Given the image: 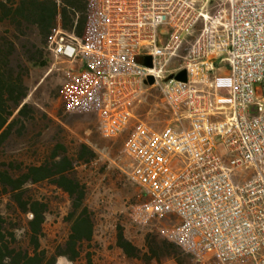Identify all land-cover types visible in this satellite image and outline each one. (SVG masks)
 Instances as JSON below:
<instances>
[{"label":"built area","instance_id":"2783aa9c","mask_svg":"<svg viewBox=\"0 0 264 264\" xmlns=\"http://www.w3.org/2000/svg\"><path fill=\"white\" fill-rule=\"evenodd\" d=\"M84 3L83 35L57 25L48 51L65 114L127 136L131 223L199 264H264V0ZM151 93L171 117L160 130L136 115Z\"/></svg>","mask_w":264,"mask_h":264},{"label":"rangeland","instance_id":"374dc122","mask_svg":"<svg viewBox=\"0 0 264 264\" xmlns=\"http://www.w3.org/2000/svg\"><path fill=\"white\" fill-rule=\"evenodd\" d=\"M36 44L44 53L42 65L30 68L27 79L29 96L25 101L35 109L25 129L16 127L11 139L0 150V173L14 179L29 167L45 164L56 152L60 157L84 161L75 165L73 177L85 188L84 208L93 222L92 243L81 249L82 258L90 255L94 264H199L157 233L135 227L129 218V207L143 199L140 189L130 179L131 160L124 154L126 135L114 141L102 138L97 120L92 116L67 115L60 99L61 69L48 46L37 34L22 38ZM137 118L154 129L165 127L171 117L162 98L151 93L136 111ZM21 130V131H20ZM26 200L46 202L44 238L41 245L53 252L64 245L70 235L66 218L73 212V202L51 182L26 187ZM0 215L9 232L21 246H27L26 231L31 215H21L13 204L12 194L0 189ZM125 242L136 243V235H144L142 250L136 256L142 262L126 258L118 247L119 235ZM137 250V249H136ZM57 264H72L60 258ZM214 264V262H206Z\"/></svg>","mask_w":264,"mask_h":264},{"label":"trees","instance_id":"16d2710c","mask_svg":"<svg viewBox=\"0 0 264 264\" xmlns=\"http://www.w3.org/2000/svg\"><path fill=\"white\" fill-rule=\"evenodd\" d=\"M61 19L65 31L81 37L86 25L84 0H0V150L11 139L16 127L25 129L35 109L26 104L29 96L27 79L30 68L42 65L44 53L36 44L22 38L37 34L41 44L48 46L51 31ZM21 131V130H20ZM58 152L40 166L29 167L25 174L14 179L9 173H0V189L12 194V201L21 215H31L26 237L27 246H21L16 235L9 232L0 215V264H57L60 258L72 264H94L90 255L82 258L85 243H92L93 222L84 208L85 188L73 177L75 165L84 161L60 157ZM51 182L69 195L73 212L66 218L70 235L64 245L53 252L43 249L46 202L24 200L26 187ZM118 247L130 258L137 257L132 244L119 235Z\"/></svg>","mask_w":264,"mask_h":264},{"label":"water","instance_id":"95a60500","mask_svg":"<svg viewBox=\"0 0 264 264\" xmlns=\"http://www.w3.org/2000/svg\"><path fill=\"white\" fill-rule=\"evenodd\" d=\"M143 65L145 67L151 68L152 67V60L149 57L143 58ZM176 80L177 82L181 83H187V73L185 71H182L177 76H170L168 79H166L164 82L167 83L170 80ZM148 86H152L154 84L153 80L151 78L148 79V81L145 83Z\"/></svg>","mask_w":264,"mask_h":264},{"label":"crops","instance_id":"0c3cea01","mask_svg":"<svg viewBox=\"0 0 264 264\" xmlns=\"http://www.w3.org/2000/svg\"><path fill=\"white\" fill-rule=\"evenodd\" d=\"M57 25H61V26H62V24H61V19H60V18H58ZM57 25H56V26H57ZM136 237H137V238H135V239H136V241H137V244H136V243H131V244H132V246H133L135 249H137L136 251L138 252V250L140 251V250H142L143 247H144L145 236H144V235H136ZM125 256H126V255H125ZM126 258H128L129 260L131 259V260H133V261L136 262V263H138V262H142V260H138L137 257L130 258V257L126 256Z\"/></svg>","mask_w":264,"mask_h":264}]
</instances>
